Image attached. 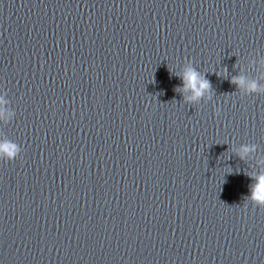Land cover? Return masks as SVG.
Instances as JSON below:
<instances>
[{
	"label": "water",
	"instance_id": "obj_1",
	"mask_svg": "<svg viewBox=\"0 0 264 264\" xmlns=\"http://www.w3.org/2000/svg\"><path fill=\"white\" fill-rule=\"evenodd\" d=\"M0 113V264H264V0H0Z\"/></svg>",
	"mask_w": 264,
	"mask_h": 264
},
{
	"label": "clouds",
	"instance_id": "obj_2",
	"mask_svg": "<svg viewBox=\"0 0 264 264\" xmlns=\"http://www.w3.org/2000/svg\"><path fill=\"white\" fill-rule=\"evenodd\" d=\"M183 81L182 90H190L192 95L188 97L189 100H196L202 97L205 91L210 89V84L206 79H203L199 73L194 69L188 68L181 76ZM232 83L242 85L244 83L242 78H233ZM251 90H256V84L253 82L249 85ZM2 114V113H0ZM249 149L245 147L244 152ZM17 147L8 141L0 142V154H3L8 159H12L17 154ZM256 183L251 187V194L249 199L255 202L257 205L264 206V174L254 177Z\"/></svg>",
	"mask_w": 264,
	"mask_h": 264
}]
</instances>
